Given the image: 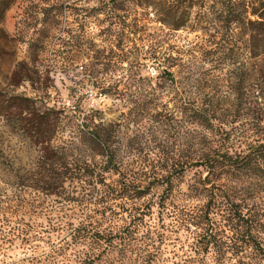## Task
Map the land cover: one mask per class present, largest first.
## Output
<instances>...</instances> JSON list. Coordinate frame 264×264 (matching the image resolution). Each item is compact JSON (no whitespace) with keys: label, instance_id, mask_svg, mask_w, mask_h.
Listing matches in <instances>:
<instances>
[{"label":"rangeland","instance_id":"rangeland-1","mask_svg":"<svg viewBox=\"0 0 264 264\" xmlns=\"http://www.w3.org/2000/svg\"><path fill=\"white\" fill-rule=\"evenodd\" d=\"M187 11L189 21L171 30L158 21L148 0H14L6 10L0 28V108L16 93L34 98L41 112L51 110L58 120L50 141L75 175L85 161L104 164L105 156L98 155L83 127L105 125L121 172H102L115 193L103 194L105 185L78 178L61 185L62 174L52 182L57 194L51 193L43 145L27 129L30 114L15 115L16 127L0 115V264H36L21 260L48 248L69 223L81 219L100 220L103 229L111 225L114 230L130 219L140 222L125 264L142 259L149 264H264L251 247L237 253L227 248L240 231L229 230L225 217L217 235L221 241L209 251L202 250L199 232L189 222V210L205 201L187 194L189 183L204 172L189 162L204 149L202 136H210L190 121V107L220 116L240 110L237 122L225 125L230 129L253 116V104L246 93L237 99L233 91L237 64L207 53L225 43L220 56L235 49L224 40L225 28L204 26L197 6ZM260 66L264 69L259 64L245 70V83L261 78ZM242 141L217 136L213 144L232 152L244 147ZM170 172L174 187L163 200L166 185L154 184L135 198L118 183L122 175L145 187L153 176ZM258 182L253 200L264 219V179ZM59 226L63 230L55 231ZM254 234L264 241V224Z\"/></svg>","mask_w":264,"mask_h":264},{"label":"trees","instance_id":"trees-1","mask_svg":"<svg viewBox=\"0 0 264 264\" xmlns=\"http://www.w3.org/2000/svg\"><path fill=\"white\" fill-rule=\"evenodd\" d=\"M13 1L0 0V28L4 14ZM193 5L197 6L204 26L221 31L225 28L224 40L230 42V47L235 49H229L225 57L220 56L227 48L225 43L207 53L215 52L219 55V60L229 58L233 60L232 63L237 64L232 68L235 69L236 75L232 88L237 99L242 98L243 92L249 95L250 103L253 104V116L246 118L241 128L226 129L225 125H231L236 121L235 118L240 116V110L236 109L220 116L214 110L210 111L205 107H190V121L207 129L210 136H202L205 147L197 151L189 162L195 167L202 166L204 172L189 183L187 194L190 197L202 195L205 199L203 203L189 210V222L199 232L198 240L202 243V250L209 251L219 244L217 240L220 238H217V235L222 231L220 218L225 217L224 225L229 230L240 231L237 237L229 238L231 244L227 248L237 253L245 252L247 247H251L256 254L264 257V241L254 234V231H258L264 224V219L253 200L258 180L264 179V69L258 67L259 73H262L260 82L258 81L260 79H257L255 82L245 83L246 69L257 68L259 64L264 66V0H188L187 4L184 0H148V6L153 9L158 21L165 23L171 30H178L189 21L191 14L187 10ZM242 54H245L246 59L239 61ZM8 96V102L1 104L0 115L5 117L7 125L16 127L15 115L21 117L24 111L30 114L26 121L29 126L27 129L35 133L34 141L43 145L41 147L43 167L49 173L45 184L51 193L57 194L52 182L59 178V174L63 175L60 177L61 185L65 179L78 178L86 184L105 185L107 188L102 191L103 194L116 192L115 186L106 183L102 175V172H107L108 169L119 174L121 172L110 150L105 125L90 129L87 125L83 127L87 137L98 147V155L105 156L104 164L99 166L85 161L79 167V173L75 175L71 171L68 159L57 155V146L52 145L50 141L56 132L57 116L54 117L49 109L41 112L34 103L35 99L30 96L16 93ZM14 107L17 110H13ZM229 116L233 119L228 120ZM217 136L226 142L231 138H241L244 147L232 152L228 151L227 147L220 148L213 144ZM58 157L62 158L59 165L56 162ZM59 167L62 169L60 173ZM96 169L99 172L95 174ZM184 170L182 168L178 173ZM171 174L170 172L166 175L153 176L145 187H141L136 179L127 180L122 175L118 183L122 190L132 192L135 198L142 197L154 184L166 185L161 197L163 200L167 199L174 187ZM132 220L115 230L111 225L103 229V222L100 220L94 222L81 219L77 223H69L64 233L60 234L48 248L34 252L21 261H32L36 264H125L124 258L133 250V236L140 225V222L135 223ZM57 228L54 230H63L61 226ZM219 248L223 250L222 247ZM148 262L147 259H142L139 264H149Z\"/></svg>","mask_w":264,"mask_h":264}]
</instances>
